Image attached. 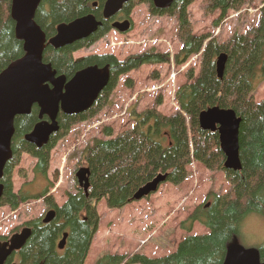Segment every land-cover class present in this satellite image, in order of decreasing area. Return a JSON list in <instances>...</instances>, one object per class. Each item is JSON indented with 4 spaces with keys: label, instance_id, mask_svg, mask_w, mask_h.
I'll return each instance as SVG.
<instances>
[{
    "label": "trees",
    "instance_id": "trees-1",
    "mask_svg": "<svg viewBox=\"0 0 264 264\" xmlns=\"http://www.w3.org/2000/svg\"><path fill=\"white\" fill-rule=\"evenodd\" d=\"M105 1L42 0L34 20L48 42L55 36L59 24L88 14L97 16L92 4L101 5ZM192 1H177L165 10H157L151 0H140L151 4L150 12L155 16H166L176 22L177 40L181 46L174 57L176 65H183L190 57L200 55L197 76L188 72L187 81L174 94L178 112L165 116L156 107L139 114L132 109L130 118L134 124L129 129L114 135L111 129L103 128L105 139H93L81 151L82 165L89 170L87 194L82 189H77L75 194L68 193L60 208L52 198L45 197L47 188L40 194H32L23 185L17 193L13 192L11 175L19 166L21 156L33 157L36 160L34 176L46 179L51 150L74 126L93 121L113 105L111 97L119 79L145 65L167 64L170 55L151 49L123 61L111 55L74 59L76 52L91 47L107 35L110 26L106 23L89 38L61 49L46 44L43 62L50 64L58 76L70 79L88 66H108L111 77L89 110L71 116L59 114V131L42 148L24 140L39 121L38 108L33 106L29 115L15 118L12 158L7 162L1 180L4 193L0 198V209L8 207L15 211L21 204L45 197L44 202L55 210V217L48 224L42 222V217L25 223L22 227L30 228L31 235L5 264H86L100 221L99 202L104 200L110 210L122 209L135 202L134 196L139 189L159 175L165 176L163 184L179 187L189 178L188 168L192 162L201 164L207 171L222 172L229 184L225 194L209 195L180 223V228L187 233L195 224L205 228L207 233L184 237L172 254L162 258H148L139 253L103 254L93 264H224L229 246L238 244L243 221L253 214L264 216V98L259 102L254 98L258 86L264 83V1L258 11L257 25L243 34L234 33L222 43L210 34H194L187 11ZM11 2L0 0V73L24 55L23 44L15 37L14 22L10 17ZM253 2L202 0L200 10L204 17L219 13L212 22L214 28L229 12H239ZM222 54L226 56V62L220 79L216 60ZM126 84L131 86L129 80ZM213 107L232 110L240 120L239 171L224 168L225 157L218 134L203 131L199 126V114ZM18 231L15 229L12 234ZM64 234H67L64 249L59 250L58 243ZM6 239L0 237V241ZM255 248L260 262H264V244Z\"/></svg>",
    "mask_w": 264,
    "mask_h": 264
},
{
    "label": "rangeland",
    "instance_id": "rangeland-1",
    "mask_svg": "<svg viewBox=\"0 0 264 264\" xmlns=\"http://www.w3.org/2000/svg\"><path fill=\"white\" fill-rule=\"evenodd\" d=\"M202 0H193L187 8L193 32L196 36L210 34L218 42H225L234 33H245L258 23L259 9L264 0L254 2L239 12L228 13L218 27H212L219 13L204 17L200 10ZM134 2L131 19L132 29L125 34L110 32L91 47L74 54L80 60L93 55H111L119 61L154 49L170 55V62L160 65H145L121 77L113 91V105L102 111L93 121L74 126L50 152V164L46 179L35 177L33 168L36 160L30 155L21 156V162L11 175L12 190L17 193L24 185L26 191L40 194L47 188L45 197L61 207L67 194L77 193L76 171L84 167L81 151L93 139H105L103 128L114 135L133 126L130 111L142 113L154 107L163 115L178 112L174 94L187 81V73L197 76L200 56L190 57L183 65H176L174 57L181 46L177 40L174 19L155 16L145 4ZM136 4V5H135ZM126 80L131 82L129 87ZM256 102L264 98V83L254 93ZM189 178L179 187L163 184L148 199L135 202L119 210H110L105 201L97 205L100 217L96 234L92 240L86 264H93L103 254L139 253L148 258H162L172 254L178 243L188 235H203L207 230L195 224L190 233L180 228V223L211 194L223 195L229 188L222 172H209L201 164L192 162L188 168ZM49 206L44 198L31 200L15 211L8 207L0 209V237H9L15 229L25 223L43 218ZM14 229V230H13ZM245 248L264 244V216L249 215L241 225L237 241Z\"/></svg>",
    "mask_w": 264,
    "mask_h": 264
},
{
    "label": "water",
    "instance_id": "water-1",
    "mask_svg": "<svg viewBox=\"0 0 264 264\" xmlns=\"http://www.w3.org/2000/svg\"><path fill=\"white\" fill-rule=\"evenodd\" d=\"M42 0H12L10 17L14 22L15 37L23 44L24 55L12 62L0 73V198L4 193L1 182L4 168L12 158L11 143L14 135V121L18 116L29 115L33 106L39 110V121L24 140L38 148L47 145L51 136L59 131L58 116L78 115L89 110L102 91L107 87L111 72L108 66H88L73 77L67 79L58 76L50 64L43 62L46 44L54 49H61L75 42L85 40L94 34L101 22L92 14L77 18L56 27V34L48 42L41 28L35 22V15ZM130 0H106L103 9L104 19L114 16ZM173 0H152L157 9L168 8ZM112 28L120 33L129 31V21L114 23ZM226 56L216 60L218 78H222ZM199 126L203 131L216 132L219 146L224 154V168L239 171V125L240 120L232 110L218 107L209 108L198 116ZM89 170L79 168L75 178L80 189L86 194L89 188ZM165 176L159 175L143 186L135 194L139 201L155 193ZM55 217V210H49L43 223H50ZM31 235L30 228H23L8 240L0 241V264L21 250ZM67 238L64 234L58 248L62 250ZM224 264H264L260 262L259 252L255 248H245L239 244L229 246Z\"/></svg>",
    "mask_w": 264,
    "mask_h": 264
},
{
    "label": "flooded vegetation",
    "instance_id": "flooded-vegetation-1",
    "mask_svg": "<svg viewBox=\"0 0 264 264\" xmlns=\"http://www.w3.org/2000/svg\"><path fill=\"white\" fill-rule=\"evenodd\" d=\"M177 1H181V0H173V2L171 3V5L169 7H171ZM134 2H137V0H130L128 3L124 4L121 7V9L114 16H112V17H110L108 19H104V17H103V9H104L105 2L103 4H101V5L99 3H93L91 8L96 13L97 16H95L93 14L92 15L95 17V19L97 21L101 22V26L98 27V29L102 27L103 23H106L107 25L110 26V30L108 31L107 34H109L110 32H117L119 34H122L119 31H117L116 29L112 28V25L114 23H121V22H123L125 20H128L129 21V31H130L132 29V27H133V22H132V19H131V13H132V9L134 7V5H133ZM136 4H145L147 6V8L149 9V12H150V6H151V4H149V3H142V2H140V0H138V2ZM165 9H167V8H165ZM165 9H157V10H165ZM152 15H154V14H152ZM160 17L161 16H159V18ZM163 17H166V16H163ZM98 29H97V31H98ZM93 56H96V55H93ZM80 60H82V59H80ZM261 263H264V262H261Z\"/></svg>",
    "mask_w": 264,
    "mask_h": 264
},
{
    "label": "bare ground",
    "instance_id": "bare-ground-1",
    "mask_svg": "<svg viewBox=\"0 0 264 264\" xmlns=\"http://www.w3.org/2000/svg\"><path fill=\"white\" fill-rule=\"evenodd\" d=\"M222 51V50H221ZM132 133V132H131ZM148 139V138H147ZM201 145V144H200ZM129 146V145H128ZM186 151V150H185ZM205 152V151H204ZM206 153V152H205ZM187 154V153H186ZM215 158V157H214ZM204 160V159H203ZM119 161V160H118ZM211 162V161H210ZM144 163V162H143ZM142 164V163H141ZM136 166V165H135ZM149 166V165H148ZM152 168V167H151ZM132 174V173H131ZM126 181V180H125ZM125 183V182H124ZM124 185V184H123Z\"/></svg>",
    "mask_w": 264,
    "mask_h": 264
}]
</instances>
